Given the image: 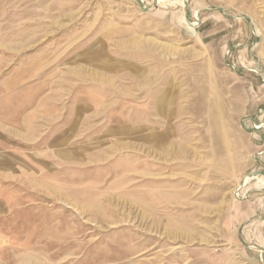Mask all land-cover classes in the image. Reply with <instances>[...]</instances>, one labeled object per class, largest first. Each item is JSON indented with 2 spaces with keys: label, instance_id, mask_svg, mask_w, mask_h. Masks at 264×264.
Instances as JSON below:
<instances>
[{
  "label": "rangeland",
  "instance_id": "obj_1",
  "mask_svg": "<svg viewBox=\"0 0 264 264\" xmlns=\"http://www.w3.org/2000/svg\"><path fill=\"white\" fill-rule=\"evenodd\" d=\"M0 264H264V0H0Z\"/></svg>",
  "mask_w": 264,
  "mask_h": 264
},
{
  "label": "bare ground",
  "instance_id": "obj_2",
  "mask_svg": "<svg viewBox=\"0 0 264 264\" xmlns=\"http://www.w3.org/2000/svg\"><path fill=\"white\" fill-rule=\"evenodd\" d=\"M247 178H249V177H247Z\"/></svg>",
  "mask_w": 264,
  "mask_h": 264
}]
</instances>
